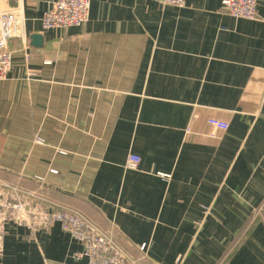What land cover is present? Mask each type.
<instances>
[{
  "label": "crops",
  "instance_id": "obj_1",
  "mask_svg": "<svg viewBox=\"0 0 264 264\" xmlns=\"http://www.w3.org/2000/svg\"><path fill=\"white\" fill-rule=\"evenodd\" d=\"M55 1L22 0L8 41L0 181L140 264H264V0L254 21L222 0H91L82 26L43 30ZM211 118L228 124L219 140ZM82 251L59 225L8 224L0 264H86Z\"/></svg>",
  "mask_w": 264,
  "mask_h": 264
},
{
  "label": "built area",
  "instance_id": "obj_2",
  "mask_svg": "<svg viewBox=\"0 0 264 264\" xmlns=\"http://www.w3.org/2000/svg\"><path fill=\"white\" fill-rule=\"evenodd\" d=\"M259 0H222L221 9L235 19L254 21L258 18ZM22 0H0V82L7 79L11 70L13 51L8 47L11 38L18 37L23 25ZM91 0H56L41 17L43 30H68L88 22ZM186 0H161L162 6L184 8ZM26 60L28 56L25 55ZM208 130L204 136L219 140L228 130V124L218 119L207 120ZM138 156L131 155L127 168L137 169ZM48 206V209L43 205ZM13 224L25 228L29 234L47 231L53 225L79 242L83 251L81 258L86 264H140L128 256L111 236L92 224L74 210L56 207L35 192L0 181V256L6 226ZM182 258L175 264H182Z\"/></svg>",
  "mask_w": 264,
  "mask_h": 264
},
{
  "label": "water",
  "instance_id": "obj_3",
  "mask_svg": "<svg viewBox=\"0 0 264 264\" xmlns=\"http://www.w3.org/2000/svg\"><path fill=\"white\" fill-rule=\"evenodd\" d=\"M34 39L38 40V41L40 40V38L38 36H35Z\"/></svg>",
  "mask_w": 264,
  "mask_h": 264
}]
</instances>
